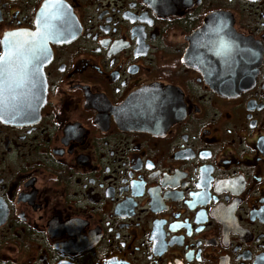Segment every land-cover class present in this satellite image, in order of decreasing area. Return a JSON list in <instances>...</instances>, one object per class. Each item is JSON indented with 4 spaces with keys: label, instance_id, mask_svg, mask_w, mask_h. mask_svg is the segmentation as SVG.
<instances>
[{
    "label": "flooded vegetation",
    "instance_id": "1",
    "mask_svg": "<svg viewBox=\"0 0 264 264\" xmlns=\"http://www.w3.org/2000/svg\"><path fill=\"white\" fill-rule=\"evenodd\" d=\"M7 57L0 264H264V0H0Z\"/></svg>",
    "mask_w": 264,
    "mask_h": 264
},
{
    "label": "water",
    "instance_id": "2",
    "mask_svg": "<svg viewBox=\"0 0 264 264\" xmlns=\"http://www.w3.org/2000/svg\"><path fill=\"white\" fill-rule=\"evenodd\" d=\"M207 26H208V23L205 25L204 32L206 31ZM10 37L26 39L29 41V43L22 44V45H31L32 41L39 36L36 33L24 32V33H19V34L10 36ZM212 37H213V40L215 41L209 47L213 49L214 54L216 55L215 58L217 59L221 53H225V55H227L231 59V62H230L231 68L229 67V71L231 72L232 77L230 78V83L235 82L239 78L242 79V82H245V80H248L249 79L248 75L239 76V74H236L238 70L237 66L242 60V55H245L244 52H242L239 39L236 36H234V34L232 33L230 39H228V37L226 36V38L228 39L227 43L219 44L218 42H216L218 39V36L214 35ZM10 62H11V58H8V57L0 60V119L18 118V116L21 113L24 114L28 108L25 105L18 104V101L13 102L8 99L10 95L16 92V91L13 92L9 88L8 81H10V79H14L15 81L19 82V80L23 78L22 76H13L11 73L9 75L6 73V71L12 70V68L10 69L8 67ZM4 80H6L7 87H5V89L2 90V86L5 85ZM2 92L4 93V95L6 94V99H7L6 104H4V99L2 98Z\"/></svg>",
    "mask_w": 264,
    "mask_h": 264
}]
</instances>
